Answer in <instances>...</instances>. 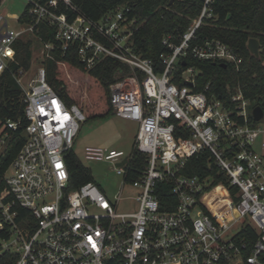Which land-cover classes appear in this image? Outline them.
Segmentation results:
<instances>
[{
  "label": "built area",
  "instance_id": "1",
  "mask_svg": "<svg viewBox=\"0 0 264 264\" xmlns=\"http://www.w3.org/2000/svg\"><path fill=\"white\" fill-rule=\"evenodd\" d=\"M26 1L29 22L10 28L0 16V74L15 61L13 43L35 33L41 21L54 28L52 40L38 37L43 54L55 47L63 54L75 44L85 68L103 56L127 63L131 74L110 84V99L116 116L137 123L133 146L146 155V163L129 179L132 149H84V160L103 165L101 174L112 166L122 185L138 189L133 211H117L93 180L68 190L65 154L85 116L75 104L65 105L47 81L44 65L26 84L27 71L19 68L14 77L24 91L27 123L23 144L0 176L1 263L264 264V154L255 147L264 150V125L253 119L250 100L238 85L228 88L226 98L209 93L208 85L196 90L199 70L186 61L190 54L235 69L241 64V56L219 39L193 43L196 29L212 15L214 0H200V14L177 42L163 37L170 50L160 54V69L132 49L135 19L129 18L128 6L91 19L71 0ZM60 1L69 13L59 10ZM19 123L0 124V156ZM202 151L210 153L227 184L210 187V177L182 173ZM222 189L228 204L214 212L217 198L207 201L209 193ZM232 227L239 230L230 235ZM246 227L256 234L248 254Z\"/></svg>",
  "mask_w": 264,
  "mask_h": 264
},
{
  "label": "trees",
  "instance_id": "2",
  "mask_svg": "<svg viewBox=\"0 0 264 264\" xmlns=\"http://www.w3.org/2000/svg\"><path fill=\"white\" fill-rule=\"evenodd\" d=\"M45 1V0H40ZM72 3L91 19H99L117 6L129 7V18H134L131 47L142 57L154 61L158 69L162 67L160 54L170 50L163 37L171 35V42L178 37L198 17L202 8L200 0H71ZM1 3V1H0ZM27 4L20 16L19 23L31 20ZM59 10L68 12L59 2ZM35 35L42 40H52L54 28L46 21L35 27ZM194 42L204 39H219L228 44L241 58V64L235 69L230 63L198 60L192 55L186 56L187 65L199 70L196 90L208 85V92H214L222 98L228 95V88L239 86L250 102L262 107L264 111V0H214L212 15L205 17L196 29ZM250 38L259 41V56L250 53L247 43ZM40 41V40H39ZM41 42V41H40ZM33 38L25 35L13 43L15 61L8 64L0 74V124L7 120L20 121L12 132V138L5 153L0 156V176L14 158L24 142L22 131L27 123L24 116V91L17 83L14 74L19 68L27 70L32 59ZM46 69V78L65 105L75 104L85 111L84 121L93 118H106L114 115L110 99V84L131 74L127 63L109 56H103L92 67L85 68L80 61L75 44L62 54L58 47L48 52L41 61ZM85 88V89H83ZM254 105V106H255ZM128 178H137L146 163V155L132 147ZM69 179L67 189L92 181V171L72 150L65 154ZM190 176L211 178L213 187L219 183L227 184L226 178L218 170L210 153L202 151L191 157L182 169ZM234 191V187H231ZM172 197V193L164 195ZM243 232V231H242ZM255 232L251 227L244 229L246 237L245 253L250 252ZM0 264L1 260H0Z\"/></svg>",
  "mask_w": 264,
  "mask_h": 264
},
{
  "label": "rangeland",
  "instance_id": "3",
  "mask_svg": "<svg viewBox=\"0 0 264 264\" xmlns=\"http://www.w3.org/2000/svg\"><path fill=\"white\" fill-rule=\"evenodd\" d=\"M0 16L5 17L7 24L10 28L21 26L18 22V17L27 5L26 0H0ZM1 25V24H0ZM33 38L32 45V59L30 67L26 70L27 73L24 77L26 84L30 77L33 76L37 67L41 65V61L45 58L46 54L42 53V44L37 35L31 32L24 34ZM85 89V88H83ZM255 103L250 102L249 108L252 111ZM83 114L86 116L84 109ZM257 124L264 125V116L257 121ZM138 125L135 121L118 117L115 114L106 118H93L87 121H80L79 130L74 138L72 151L80 157L83 163L91 168L95 162H88L84 160V149L88 145H101L108 146L118 150H123L128 153L134 144L135 136L137 133ZM264 138V135H263ZM257 144V143H256ZM257 151L264 154V150H260L258 145H255ZM92 180L105 194V196L116 206L119 212L133 211L137 208L138 203L134 196L138 189L129 183L123 182L122 175L116 173L112 166L105 168V174L92 173ZM121 198L116 202L115 195L119 194ZM226 190H211L207 201L217 200L212 204L211 210L214 212H222L227 204ZM238 227H232L230 235L238 232Z\"/></svg>",
  "mask_w": 264,
  "mask_h": 264
},
{
  "label": "water",
  "instance_id": "4",
  "mask_svg": "<svg viewBox=\"0 0 264 264\" xmlns=\"http://www.w3.org/2000/svg\"><path fill=\"white\" fill-rule=\"evenodd\" d=\"M173 0H170L172 2ZM247 47L254 56H259V41L256 38H250L247 43ZM183 64H185V61H183ZM221 65L225 66L226 63H221ZM252 117L255 121H259L264 116V111L261 106L255 105L252 108ZM126 161V159L124 160ZM103 165H96L91 167L92 173H102Z\"/></svg>",
  "mask_w": 264,
  "mask_h": 264
},
{
  "label": "crops",
  "instance_id": "5",
  "mask_svg": "<svg viewBox=\"0 0 264 264\" xmlns=\"http://www.w3.org/2000/svg\"><path fill=\"white\" fill-rule=\"evenodd\" d=\"M7 21V20H6ZM1 24V23H0Z\"/></svg>",
  "mask_w": 264,
  "mask_h": 264
}]
</instances>
